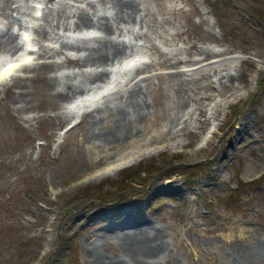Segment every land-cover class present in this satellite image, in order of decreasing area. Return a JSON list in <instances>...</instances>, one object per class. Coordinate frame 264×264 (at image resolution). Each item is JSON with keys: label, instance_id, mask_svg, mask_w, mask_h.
I'll use <instances>...</instances> for the list:
<instances>
[{"label": "rangeland", "instance_id": "rangeland-1", "mask_svg": "<svg viewBox=\"0 0 264 264\" xmlns=\"http://www.w3.org/2000/svg\"><path fill=\"white\" fill-rule=\"evenodd\" d=\"M34 5L0 0L15 42L0 65L31 58L0 86V264H132L106 237L140 219L164 236L142 264H264V0L42 1L40 21ZM166 106L192 136L95 164V134L126 116L141 130ZM126 154L137 162L118 166Z\"/></svg>", "mask_w": 264, "mask_h": 264}, {"label": "bare ground", "instance_id": "bare-ground-1", "mask_svg": "<svg viewBox=\"0 0 264 264\" xmlns=\"http://www.w3.org/2000/svg\"><path fill=\"white\" fill-rule=\"evenodd\" d=\"M43 4H51L54 0H42ZM7 3V1H6ZM118 10L122 12V14H125L126 12H133L134 8L130 7L128 4H120L118 2ZM46 6V5H45ZM4 10V18L6 21L11 24V14L8 13V10L3 7L1 9ZM42 12V10H41ZM131 17V16H128ZM88 20L86 18L81 17L80 21L76 24V27H84L88 25ZM102 30L107 33L109 32V29L107 27H103ZM25 39L24 42V48H34L31 41L27 37V33L23 34ZM15 42L12 39L11 36L6 35V38L3 39L0 35V47L2 49H5L7 51H12L15 48ZM17 51V50H16ZM17 53V52H16ZM102 53V54H101ZM118 54V51L115 49H111V52L108 50H103L100 52V55L92 60L93 65L102 66L106 64L109 60V57L116 56ZM139 56L137 57H131L130 59L126 60L123 63V68L126 70H129L132 66H136V62L138 61ZM31 58L28 55H25L23 58L19 60L17 63H13L7 67L3 66L0 68V86L3 82H7V79L10 78V75L14 72H17L16 69H18L21 65L25 64L26 62L30 61ZM102 76H97L96 79H100ZM111 85V84H109ZM109 85L104 86L101 91H106L110 87ZM97 94V93H96ZM146 108H148L146 106ZM170 111V108L166 106L165 109H161V113H153L152 117L145 118V125L143 126V129H138L137 125L140 124L141 120L143 119V116L139 115L138 120L128 121L129 118L126 117H117L114 120V123L112 126L104 128L103 131L100 133L95 134V140L101 141L103 143L104 148L106 149V154L104 156H96L95 157V164H102L107 159L111 157V150L119 151L120 145H125L126 147L138 149V146L141 142H147L149 145L139 148L137 150L138 158L146 155L150 151V144L154 140H175L178 136H192L191 132H184L183 134L176 133L172 130L171 127L166 122V118L168 117V112ZM162 114V115H161ZM129 124H132V126H129ZM110 147V148H109ZM140 149H144L143 151H140ZM140 151V152H139ZM120 164L118 166L122 165H131L135 162H137V159L134 160V156H129L126 154L124 157L120 158ZM140 159V158H139ZM145 220V219H140ZM153 223H148L147 226H142L140 228H130V227H124L125 229L120 230H112L111 235L106 237L108 240H115L117 243L120 244L121 253L127 257L130 263L132 264H142L145 263V259L152 258L157 256L162 249V241L164 236L160 231L156 229L155 226H153ZM120 227V226H119ZM91 258L94 260V263L97 264H105L104 260L100 257H96L91 252ZM127 263V262H126Z\"/></svg>", "mask_w": 264, "mask_h": 264}, {"label": "trees", "instance_id": "trees-1", "mask_svg": "<svg viewBox=\"0 0 264 264\" xmlns=\"http://www.w3.org/2000/svg\"><path fill=\"white\" fill-rule=\"evenodd\" d=\"M146 172H147V171H146ZM133 173H134V174H135V173H138V171H137V170H136V171H133ZM147 173H148V172H147ZM134 174L132 175V177H134V178H135ZM125 192H126V191H125ZM123 193H124V192H123ZM121 195H122V194H121ZM121 195H120V196H121ZM123 195H124V194H123ZM123 195H122V196H123ZM66 257H67V256L65 255V257H64V258H66Z\"/></svg>", "mask_w": 264, "mask_h": 264}]
</instances>
